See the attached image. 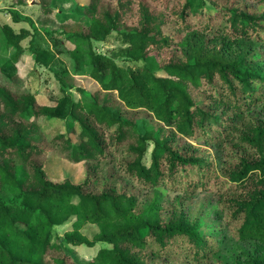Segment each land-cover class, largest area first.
Masks as SVG:
<instances>
[{"label":"trees","instance_id":"trees-1","mask_svg":"<svg viewBox=\"0 0 264 264\" xmlns=\"http://www.w3.org/2000/svg\"><path fill=\"white\" fill-rule=\"evenodd\" d=\"M53 2L37 0L47 19ZM82 8L78 22L35 27L50 44L31 48L37 66L51 68L58 56L75 64L73 74L54 71L62 89L54 105L41 104L18 71L31 33L0 27L13 50L0 63V264H80L52 241L73 219L68 244L110 246L88 264H264V0H89ZM13 19L35 26L19 12ZM113 33L134 68L95 51ZM76 75L100 88L78 87ZM42 121L65 132L48 139ZM213 126L227 130L212 137L229 161L220 170L186 140ZM52 149L86 165L85 180H53ZM180 176L193 192L165 206ZM88 223L99 228L92 240L80 231Z\"/></svg>","mask_w":264,"mask_h":264},{"label":"rangeland","instance_id":"rangeland-1","mask_svg":"<svg viewBox=\"0 0 264 264\" xmlns=\"http://www.w3.org/2000/svg\"><path fill=\"white\" fill-rule=\"evenodd\" d=\"M89 0H54L53 9L54 12L51 16H48V19L43 14V12L36 6L37 0H29V5L27 7L19 6L17 4V0H0V27L3 25H11L14 30L18 33L21 29L28 30L31 35L21 42L23 47V56L18 64V71L20 76L24 79L26 87L37 96V100L41 104L45 105H54V102L61 95V85L58 78L55 76L54 71H63L69 70L71 74L75 72V64L74 62L66 57V56H58L55 62L52 64L51 68H43L39 67L35 64L34 55L32 53L31 48L34 45H40L43 48H49L50 44L47 39L43 36V39L37 35L35 27L42 28L44 25H47L53 29H59L63 23L67 22H78L82 17L85 16V12L83 10V6L88 4ZM209 8L212 9V4L208 1ZM14 12H19L22 17H29L33 23L34 27L31 26L29 22L21 21L15 22L13 19ZM33 41L36 43L33 44ZM69 45V44H68ZM71 47L73 45L70 44ZM126 46L121 42V39L118 38L116 33H113L107 40L102 42H94V49L97 53L107 55L117 60V62L126 68H134L135 66L126 61L124 56V48ZM13 52L12 48H9L4 44L2 40V33L0 29V63L5 62ZM159 76L165 77L166 75L163 72L158 73ZM75 83L80 88H85L88 91H96L100 88V85L94 81L88 75H76ZM204 89H213L212 86L205 85ZM212 92H208L207 94L216 93V88ZM195 99L199 102L205 100L201 91L194 90ZM72 93L75 95L76 99H79L80 95L72 90ZM223 116L220 118V123L223 121ZM42 126L44 129L45 135L48 139H52L56 135L60 133H64L65 129L61 122L52 121V122H43ZM227 132L224 127L213 126L212 128L208 127L206 136L202 131H197L198 135L195 138L186 137L188 142H192L194 145L199 146L205 150H208L210 156L212 157V161H214V168L217 170L221 169V166L225 165L229 161H224L221 155H218L215 152L214 141L217 139H212L213 135L218 131ZM73 139L76 140L75 134L72 135ZM153 145L150 144V149L147 152L144 158V164L146 166H150L152 163V151ZM221 157V158H220ZM237 158V151L233 147L232 149V162L235 163ZM230 160V157L228 158ZM47 171L50 177L56 181H62L65 178H71L74 182H83L86 176V165H74L65 160L60 151L52 149L47 157ZM218 172V171H217ZM220 173V172H218ZM108 179L110 177L108 176ZM112 181L114 178L111 179ZM168 183V181H166ZM165 183V180L162 182ZM187 192L189 196L193 192V188H189L185 183L184 178L182 176L178 177V179L172 180L170 183V188H167L165 193V206H169L170 199L173 200L178 193ZM143 192L142 187H138L136 189L137 194H141ZM75 219L69 221L64 226L55 227L52 233V241L53 243H59L65 250V252L70 255L76 262L80 264H88L91 262L94 257L97 255L99 250L104 247H110L106 244H97L95 247H88L86 245L75 246L68 244L65 240L66 231L73 227L75 223ZM81 233L85 235L87 238L92 240L98 233L99 228L91 223L86 224L81 230Z\"/></svg>","mask_w":264,"mask_h":264}]
</instances>
